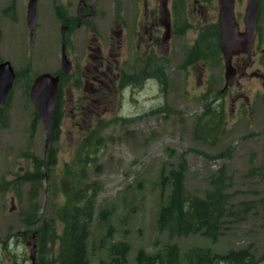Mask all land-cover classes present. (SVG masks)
<instances>
[{
	"label": "rangeland",
	"instance_id": "374dc122",
	"mask_svg": "<svg viewBox=\"0 0 264 264\" xmlns=\"http://www.w3.org/2000/svg\"><path fill=\"white\" fill-rule=\"evenodd\" d=\"M13 1L0 0V63L8 61L19 76L14 80L7 103L0 105V264H31L28 244L37 230L25 226L29 208L40 205L39 216H53L64 201L65 190L75 187L73 175L76 170L80 175L82 167L77 154L82 152L80 147L85 140L89 141L85 153L91 162L83 168V180L76 182L81 185L96 181L100 188L87 240L90 264L106 259L112 241L128 243L129 264H133L138 250L152 254L167 242L165 234L157 229L159 208L169 194L168 188L161 191V177L182 163L184 186L189 194L202 197L210 189L211 180L222 174L230 181L229 203L235 210L244 208L247 212L242 219L231 221L215 244L200 236L171 242L182 253L192 247L209 248L214 253L250 247L256 260L261 258L264 255V213L260 204L264 203V105L259 99L255 101L256 81L239 80L243 94L251 98L253 112L245 113L238 122L230 113L229 98L221 92L225 63L218 47L200 46L201 62L196 66L191 63L198 54L189 43L195 41L197 30L206 33L207 23L214 24L216 30L217 9L210 8L207 15L186 6L183 16L180 14L181 20L195 30H186L183 36L182 54L184 50L187 57L177 54L164 71L168 75L167 86L161 63L153 55L146 80L142 76L134 83L127 79L115 93L111 91L102 97L101 101L107 102L95 105L93 111L73 109L75 104L71 99L80 97L77 85L62 88L58 127L45 147L46 133L26 88L41 74L61 73L58 24L52 19L50 0H38L35 33L30 41L26 23L29 0H15V4ZM245 5L246 0L235 1L238 19ZM80 48L76 46V54ZM122 48L123 54L131 55L128 43ZM67 53L69 60L75 58L72 51ZM191 65L195 67L194 76L188 75ZM122 67L125 76L136 74L130 71V63H122ZM198 67L202 70L196 74ZM210 79L213 85L204 92L206 88L202 84L207 85ZM79 91L83 92L82 88ZM113 94L114 102H111ZM214 100L211 113L203 117L207 105ZM197 120L209 130L217 129L218 137L213 139L201 131L199 134V130L196 134ZM204 135L206 141L196 139ZM49 152L56 163L42 168L46 179L34 194L18 177L34 170V159L46 163ZM102 210L109 213L105 222L98 218ZM60 228L57 224L58 232Z\"/></svg>",
	"mask_w": 264,
	"mask_h": 264
},
{
	"label": "flooded vegetation",
	"instance_id": "af4514ba",
	"mask_svg": "<svg viewBox=\"0 0 264 264\" xmlns=\"http://www.w3.org/2000/svg\"><path fill=\"white\" fill-rule=\"evenodd\" d=\"M13 2L15 4V0ZM29 2L30 0L26 5V12ZM50 3L52 5L51 11H53L52 19L54 22L56 19L58 24L60 47L62 42L61 32L63 31L67 58L69 60L70 56L67 50L72 51L75 56V58L69 60L70 71L60 77L55 109L59 104L61 89L77 85L80 97L74 100L71 99V102L75 104L73 109L75 111H86V109L93 111L95 105L107 102L101 101L102 97H105L111 91L115 93L116 89L120 88L127 79H131V83L136 82L137 79L139 80L141 76L142 79L146 80L152 69L153 55L162 64H160L161 72L167 71L174 56H177V54L181 57L183 54L186 55L184 50L182 54L183 36L186 30H195L194 26L191 28V25L181 20V15L183 16V13H185L186 6L195 13L201 11L207 14L210 8L217 9L215 14L216 30L213 23L210 26L214 28H210L206 19L207 24L204 26V30L208 35L196 29L195 41L189 43L192 48L196 47L195 52L198 54V58L191 62L192 65L196 66L201 62L198 52L200 46L213 44L214 49L218 47L221 52L218 0H50ZM37 8L38 3H36L35 20L37 18ZM245 9L246 5L238 19L234 4V14L236 21L239 23L240 32L246 30ZM105 19L108 20L107 23L104 22ZM263 24L264 0H258L256 31L251 52L232 58L236 75L232 85L226 88L224 80V86L221 90L231 103L230 113L232 118H235L238 122L245 113L250 115L249 113L253 112L251 98L243 94L244 89L242 90L239 80L250 82L255 80V101L258 102L259 99L261 105H264ZM28 29V38L32 41L35 28L30 29L28 27ZM127 43L132 49L130 56L123 54L122 45ZM77 45L81 46L78 54H76ZM157 52H159L158 56ZM122 63H130V71L136 74H133V77L125 76V68L122 67ZM253 64L256 65L254 69ZM194 70L195 67L193 66L188 69V75L194 76ZM201 70L198 67L195 71L196 74ZM164 74L165 76L162 74V78L165 86H167L168 75L166 72ZM198 83L201 82L198 81ZM211 85H213L211 79L207 85L203 86L202 84V88H206L204 92L209 91ZM79 88H82L83 92H80ZM110 100L114 102V94L113 100ZM215 103L216 100L210 103L209 106L214 108Z\"/></svg>",
	"mask_w": 264,
	"mask_h": 264
},
{
	"label": "trees",
	"instance_id": "16d2710c",
	"mask_svg": "<svg viewBox=\"0 0 264 264\" xmlns=\"http://www.w3.org/2000/svg\"><path fill=\"white\" fill-rule=\"evenodd\" d=\"M210 45L212 44H209V48ZM200 50L201 48H198V52ZM18 77L16 73V78ZM30 86L31 84L27 86L26 91ZM209 104L203 117L208 116L213 109ZM57 111L58 107L55 109L53 130L58 127ZM201 120H197L196 134L199 130V134L201 131L216 139L217 129L209 130ZM206 138V135L196 137L200 141H206ZM88 142L85 140L81 143L82 152L77 154L79 166L82 167H80V175L77 174V170L73 175L72 182H75V187L65 190L64 201L55 209L53 216L49 218L39 216L40 205H32L30 210L28 209L25 226L35 227L38 231L35 264H90L87 240L94 217L95 199L100 188L96 181L81 185L76 182L83 180L82 178L85 177L83 168L91 162L89 155L85 153L89 148ZM46 161L44 163L42 160L34 159V170L18 177L21 183L29 185L30 192L32 190L34 194L40 188L41 182L46 179V173L42 168L45 165L52 167L56 163L51 152ZM182 164L161 177V191L168 188L169 194L166 202L159 208L157 229L161 234H165L167 242L152 254L142 249L138 250L133 264H264V255L256 260L250 247L228 250L225 253H214L209 248L192 247L182 253L177 245L171 242L174 239L200 236L210 244H215L222 237L225 227L231 221L242 219L247 212L244 208L235 210L229 203L230 195L227 191L230 181L222 174L211 180L210 189L202 197L189 194L184 186L185 167ZM260 204L264 213V203ZM108 217L109 213L106 210L100 211L98 215L102 222L107 221ZM57 224L61 227L60 232L57 231ZM108 234L111 236V230ZM106 251V259L100 260L98 264H129L130 247L127 242L112 241Z\"/></svg>",
	"mask_w": 264,
	"mask_h": 264
},
{
	"label": "water",
	"instance_id": "95a60500",
	"mask_svg": "<svg viewBox=\"0 0 264 264\" xmlns=\"http://www.w3.org/2000/svg\"><path fill=\"white\" fill-rule=\"evenodd\" d=\"M37 0H30L27 7V25L30 29L35 28ZM235 0H218V25L220 31V50L224 59L225 67V88L232 85L235 69L232 65V58L241 54H249L251 52L255 31H256V14L258 0H246L245 9V32H240L239 23L236 21L234 14ZM61 73L53 75L44 73L36 77L32 82L29 92V98L35 111L38 113L45 133L47 147L52 139L53 119L55 106L58 95V85L60 77L70 70V62L65 52L64 32H61ZM15 80V72L11 64L6 62L0 63V105H5L8 100L9 93L13 87ZM38 231L31 235L32 243L30 247L31 264H35L37 245L35 236Z\"/></svg>",
	"mask_w": 264,
	"mask_h": 264
}]
</instances>
